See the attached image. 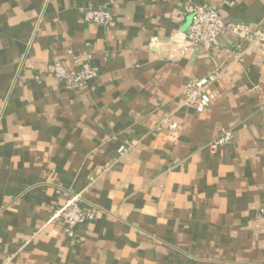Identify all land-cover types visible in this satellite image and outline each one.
I'll return each mask as SVG.
<instances>
[{
  "label": "crops",
  "instance_id": "0c3cea01",
  "mask_svg": "<svg viewBox=\"0 0 264 264\" xmlns=\"http://www.w3.org/2000/svg\"><path fill=\"white\" fill-rule=\"evenodd\" d=\"M102 2L112 24L85 23ZM193 4L264 26V0H0V264H264V43L189 46ZM62 61L98 76L68 89ZM212 71L196 113L184 85ZM69 193L97 208L74 244L49 222Z\"/></svg>",
  "mask_w": 264,
  "mask_h": 264
},
{
  "label": "built area",
  "instance_id": "2783aa9c",
  "mask_svg": "<svg viewBox=\"0 0 264 264\" xmlns=\"http://www.w3.org/2000/svg\"><path fill=\"white\" fill-rule=\"evenodd\" d=\"M162 2L165 0H152ZM182 12L191 17V24L185 37L191 47H200L206 53L219 50V40L224 33L230 32L235 37L241 38L250 46L264 43V26L251 28L245 23H234L224 20L218 11L207 4L184 5ZM113 14L110 2H102L97 6L86 8L83 13L85 23L109 27L113 22ZM242 53L236 54L240 58ZM75 62V58H72ZM222 72H208L202 78H193L186 82L183 88L184 104L192 108L196 113H202L210 103V86L220 79ZM52 75L66 88H81L92 83L98 76V70L88 62L79 68L69 69L65 61L56 62L52 66ZM40 81V76H35ZM161 122L167 128V136L175 142L178 139L179 125L170 118L164 117ZM230 131H223L214 141L217 146H225L230 143ZM120 150L119 153L126 152ZM84 200L81 194L69 193L66 202L54 210L49 218L50 223L59 224L63 230L65 239L74 244L76 241V228L90 222L96 213V206L83 208Z\"/></svg>",
  "mask_w": 264,
  "mask_h": 264
}]
</instances>
